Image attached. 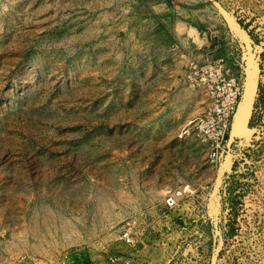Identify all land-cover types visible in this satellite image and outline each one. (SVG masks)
<instances>
[{"label": "rangeland", "instance_id": "rangeland-1", "mask_svg": "<svg viewBox=\"0 0 264 264\" xmlns=\"http://www.w3.org/2000/svg\"><path fill=\"white\" fill-rule=\"evenodd\" d=\"M262 54L264 0H0V264H264ZM247 57L252 132L211 166L178 137L208 105L187 65L223 61L242 101Z\"/></svg>", "mask_w": 264, "mask_h": 264}, {"label": "built area", "instance_id": "built-area-1", "mask_svg": "<svg viewBox=\"0 0 264 264\" xmlns=\"http://www.w3.org/2000/svg\"><path fill=\"white\" fill-rule=\"evenodd\" d=\"M187 68L189 82L205 92L208 105L201 116L185 125L179 138L195 136L206 149L209 164L218 166L229 150L232 122L241 102L243 86L221 60L205 65L190 61ZM194 195L189 187L175 191L168 196L167 206L173 207L178 198Z\"/></svg>", "mask_w": 264, "mask_h": 264}, {"label": "bare ground", "instance_id": "bare-ground-1", "mask_svg": "<svg viewBox=\"0 0 264 264\" xmlns=\"http://www.w3.org/2000/svg\"><path fill=\"white\" fill-rule=\"evenodd\" d=\"M232 29L236 33L241 32L240 26L236 23H232ZM245 71H246V79H245V85H244L245 88H244L243 100L240 102L239 107L236 111V114L232 122L231 139L235 137L249 136V134H251L252 132V130L249 127V120L251 118L253 107H254V102L257 96L258 79H259V71H260L257 62H255L253 57H249L247 59ZM224 169L231 170L230 156H227L225 159ZM217 202H218V199L216 197L214 198V201H213L214 208L217 207Z\"/></svg>", "mask_w": 264, "mask_h": 264}, {"label": "crops", "instance_id": "crops-1", "mask_svg": "<svg viewBox=\"0 0 264 264\" xmlns=\"http://www.w3.org/2000/svg\"><path fill=\"white\" fill-rule=\"evenodd\" d=\"M174 87L175 88L177 87L176 89L178 90L177 92L174 93V95H178L179 98H185V103H184L185 106H184V110H183V113H184L183 115H191L192 113L195 112V110H197L198 108L201 109L204 106V104L202 102V95H201L200 89L194 88L193 86L189 85V83L170 82L168 85V88L172 89ZM169 95H172V92H170ZM196 118H193L190 121H192ZM184 127H185V125L183 126V128ZM192 137H193V135L185 137L182 140L185 141V140H188ZM235 139H237V138H235ZM235 139H234V141H235ZM229 143H233V142H231V135H230Z\"/></svg>", "mask_w": 264, "mask_h": 264}, {"label": "trees", "instance_id": "trees-1", "mask_svg": "<svg viewBox=\"0 0 264 264\" xmlns=\"http://www.w3.org/2000/svg\"><path fill=\"white\" fill-rule=\"evenodd\" d=\"M256 41H257V40H256ZM257 42H258V41H257ZM262 57L264 58V54H262ZM260 68H261L262 71H264V67H263L262 64L260 65Z\"/></svg>", "mask_w": 264, "mask_h": 264}]
</instances>
